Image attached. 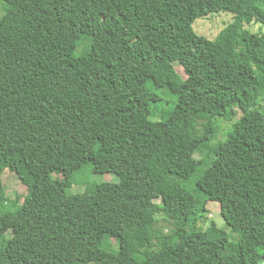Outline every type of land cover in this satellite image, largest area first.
<instances>
[{
    "label": "trees",
    "instance_id": "1",
    "mask_svg": "<svg viewBox=\"0 0 264 264\" xmlns=\"http://www.w3.org/2000/svg\"><path fill=\"white\" fill-rule=\"evenodd\" d=\"M0 5V264H262L264 0ZM221 11L216 38L194 30ZM90 163L120 180L70 192ZM209 201L230 231L202 227Z\"/></svg>",
    "mask_w": 264,
    "mask_h": 264
},
{
    "label": "rangeland",
    "instance_id": "2",
    "mask_svg": "<svg viewBox=\"0 0 264 264\" xmlns=\"http://www.w3.org/2000/svg\"><path fill=\"white\" fill-rule=\"evenodd\" d=\"M1 8V5H0ZM234 20V15L232 12H226V11H221V12H217V13H210L208 15H204L202 17H199L195 20L193 27L194 30L200 34V35H204L208 38H216L217 35L221 32L222 29H224L230 22H232ZM246 28H248L249 30L253 31V32H258V30H262L263 28L261 27L260 24L256 23V22H252L250 24H246ZM83 49V47L81 46L79 49H77V52H81V50ZM176 68L186 77L187 75L184 72V68L182 66H180L179 64H176ZM262 103H264V100L262 99ZM243 113H239L238 117H241ZM231 123L229 122H222L221 126L222 129L218 135V138L216 141H220V140H224L226 138V133H227V129L229 128V125ZM238 146V144H237ZM240 146H238V150H240ZM242 150H244V152H242L245 156L247 153L246 148H242ZM227 155H229L227 153ZM28 170L29 171H34V172H40L41 170L38 168V166L36 165V163L34 162H30L28 165ZM27 170V172H28ZM2 179H3V183L7 192V195L11 198L14 199L16 198L18 195L21 197L20 198V204L23 202L25 195L28 192V187L27 185H25L22 180L19 178V176L14 173L13 171L9 170V169H5L2 173ZM76 177V183L73 185V187L70 188V192L76 193L79 191H83L85 188V185H87L90 182H103V181H119L120 177L114 173H97L94 171L92 164H87L83 167V170L80 171L79 173L75 174ZM8 207L11 209H16V207L18 206V204H11L10 202L7 203ZM206 214L208 217V221L206 223L203 224V228H206L210 222L212 220H215V222L217 223V225L219 227H223L225 229H227L228 231H230L225 225L224 223V219L221 215V206L220 203L217 201H209L207 203V210H206ZM22 216L19 217H14V219H12V225H15L18 221L21 220ZM159 226H161L165 231H167L170 227L168 224V220L164 219L163 217H160V220L158 222ZM237 235L234 233H231V240H233L234 238H232L233 236ZM30 235L28 234H17V233H13L12 231L7 233V236L5 238L2 237L1 241L5 244L8 243V241L10 239H13L16 242H19L22 240H29L30 239ZM236 240V239H235ZM110 244H116V239L115 238H111L110 239ZM262 264H264V258L262 261Z\"/></svg>",
    "mask_w": 264,
    "mask_h": 264
}]
</instances>
